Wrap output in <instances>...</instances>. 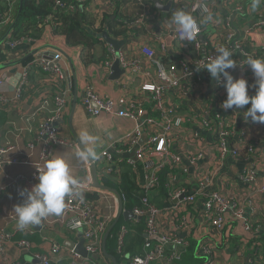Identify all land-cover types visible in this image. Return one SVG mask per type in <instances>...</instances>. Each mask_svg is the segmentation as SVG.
Here are the masks:
<instances>
[{
	"label": "crops",
	"instance_id": "1",
	"mask_svg": "<svg viewBox=\"0 0 264 264\" xmlns=\"http://www.w3.org/2000/svg\"><path fill=\"white\" fill-rule=\"evenodd\" d=\"M157 1L165 5L170 0ZM171 1L170 11L162 13L154 8L150 0H146L143 5H138L129 0H121L114 5L106 0H90L88 6H79L80 13L87 16L85 31L92 37L88 39L89 45L86 46H68L62 37L53 35L49 27H41L30 28L26 31L34 36V39L28 38L19 46L10 48L6 42L7 38H11L12 35L17 37L23 35V27L21 28L20 22L14 27L12 33L0 45V66L19 61L34 50L38 52L29 59L39 57L41 54L51 55V51H60L62 59L59 63L60 65L61 63L65 64V71L68 76L61 84L56 85L50 80L48 73L40 68H34L29 73L28 90L23 94L20 102L13 107V111L8 115L0 113V143H9L14 147L10 157L23 159L29 154L27 146L30 143L35 145L27 160L29 164L6 165L3 170H0V185L5 183L4 175L30 178L33 172L31 163L38 160L40 151L36 143L37 127L39 123L53 115V99L65 90H67L65 112L55 121L54 125L59 128L61 138L68 143V146L54 147L48 158L52 155L62 156L66 160L72 175L84 183L92 182V179L88 161H82L76 155L77 150L82 148L79 142L81 132L87 131L96 137L94 141L89 142V146L94 147L97 156L104 151L108 152L112 157L111 163L113 165L125 160H134L135 151L145 145L147 138L162 132L159 120L154 118L155 112L149 91L150 84L155 78L156 67L146 57V52L153 51L156 62L165 69L180 60L187 68L192 69L197 57L204 53L203 50H195L192 42H176L172 39L170 28L173 30L175 28L167 22L172 12L177 9L188 12L186 7L190 1ZM20 2L21 0H0V20L2 15L9 10L15 18ZM209 2L213 5L216 18L231 16L232 8H235L236 5L243 6L246 14L234 20L236 39L248 37L250 43L245 47H249L251 52L258 53L254 58L264 59V55H260L262 52L256 51L261 40L257 38L251 40L258 35L246 34L243 31L245 27L250 25V22L256 23L258 21L259 16L255 14L264 5V0H258V5L255 8L252 7L254 0H209ZM233 16L237 17L238 15ZM116 18H121L131 24L139 20L142 22L128 36L124 38L114 37L110 27L118 29L119 22L116 21ZM210 23L219 25L220 19H212ZM210 25L209 28H211ZM9 26L1 25L0 40L5 36ZM104 32L111 39L124 42L118 53L119 55L122 54L127 61L134 62V69H122L118 66L121 73L117 77H113L116 75L112 71L113 63L107 64L110 59V47L101 37ZM225 33L224 28L219 30L215 37L218 43L223 44ZM229 50L232 52L231 58L236 62V66L233 67V76L235 78L243 77L248 81L254 76L251 68L249 66L244 69L239 68L238 63L244 61V58L234 50ZM66 57L71 62L70 66ZM21 63L0 67V78L6 79L3 86L4 90H10L18 83L21 67L25 61ZM70 67H72V71ZM72 72H74V79ZM176 74L181 76L180 68ZM199 76V81L194 80L197 79L194 78L191 82L183 83L180 90L170 91L165 95L166 106L172 109L182 121V126L179 129H173V132L166 133L170 142V151L181 157L180 168H174L176 182L170 181L174 174L167 173L163 176L165 183L161 188L166 195H169L170 205L161 206L164 205L161 188L156 191L153 190L148 195L152 205L156 208L160 210L170 209L179 202L172 198L175 192L183 190L186 192V196L194 194L196 181L201 173L206 171L211 178L210 185L207 190L203 191V195L198 196L195 203L187 207L185 213L183 211L190 224L187 232L178 230L171 216L160 215L157 218L164 231L185 239L188 243L185 252L181 253L182 255L179 257L174 256L168 264H203L204 259L198 254V244L201 240H208L213 244V264H248L249 260H259L260 258L264 261V239L257 240L253 237L252 231L245 230L243 219H236L233 217V213L227 212L225 214V226L219 231L212 227L203 216V202L206 200V195L210 191H218L232 205L238 206L243 211L255 232L260 225L264 231V194L261 192V187L264 185V124L253 123L251 117L248 120L244 119L245 111L250 105L241 109H235V106L233 109H222L223 117L231 128L230 145L234 146L240 141L242 133H245L247 141L252 142L254 147L247 160L232 158L228 154L221 158L216 151L215 132L204 129L201 122L210 121L214 112L212 104L219 101L218 106H220L222 97L217 99L213 96L215 80L211 78L207 70ZM87 88H91L95 94L104 99L113 101L123 99L130 104L125 109L128 110L132 106L136 119L105 113L99 116L89 115L80 103V98ZM249 94L254 95V89L250 88ZM224 96L227 98L226 89H224ZM44 100H47V106L34 113ZM30 117H33L32 127L30 132H26L27 127L24 118ZM151 118L158 121L154 125L147 126L146 123ZM9 119L15 123L17 130L7 134L5 124ZM136 127L141 129V133L136 136L135 144L130 146L125 138L133 134ZM143 159L145 162H156L160 161L161 157L155 149H150L144 154ZM138 164L143 165L140 162ZM128 167L132 175L131 181L134 182L142 198L144 196L142 176H139L130 166ZM166 167L169 168L170 166L166 165ZM122 168L120 167V175L127 169V167ZM249 168L258 180L257 186H251L241 180L244 171L246 172ZM159 183L161 184V176H159ZM166 185L170 188H166L168 187ZM83 199L92 205L98 217H108L112 221L114 220L118 209L117 199L114 195L93 188L92 191L83 196ZM18 204V199L12 189L0 196V232L3 235L13 237L12 242L5 244V252L3 257H0V264H39L33 259L32 253L49 254L53 244L58 245L63 250L61 257L54 259L53 264H72L74 258L70 254L68 255V251L73 250L75 252L80 246L83 241L80 233L66 232L62 225L61 227L58 226L51 219H48L49 223L45 226L31 225L21 230L17 227L18 218L14 212V206ZM178 206L180 207V204ZM4 214L15 215V217L7 219L4 218ZM119 222L127 221L121 217ZM21 236L30 242L31 251L26 252L16 247V242L23 239ZM169 254L170 252L167 251L165 256ZM75 255L77 262L89 261L88 263L91 264H111L101 251L95 255L97 258L90 256L89 259H82L76 252ZM111 256L115 258L114 255ZM116 264H125V262L119 260L116 261ZM152 264L164 263L157 260Z\"/></svg>",
	"mask_w": 264,
	"mask_h": 264
},
{
	"label": "built area",
	"instance_id": "2",
	"mask_svg": "<svg viewBox=\"0 0 264 264\" xmlns=\"http://www.w3.org/2000/svg\"><path fill=\"white\" fill-rule=\"evenodd\" d=\"M72 2H77L80 6H88L90 4V0H70ZM110 4H115L121 0H106ZM138 5H143L146 3V0H129ZM190 3L186 7L188 13H190L198 22V26L200 27L199 36H202V41H198V37L192 44L195 47V50L200 51L203 50L204 53L201 56H198L195 60L192 69L187 68V66L180 60L176 64L171 65L168 69L163 68L159 65L155 60V54L153 51L149 50L146 53V57L150 60V62L156 67V74L154 81L150 84L149 91L151 94V101L153 110L156 115H158L159 124L162 127V132L157 133L153 136L147 138L145 145L135 151V159L134 160H125L126 165L130 166L135 172L136 165L140 162L143 164L144 172L142 175V190L144 192V196L141 198L139 207L131 208L132 214L143 220L145 223L144 237L145 241L143 243L142 254L136 255L129 259L126 257L125 264H152L153 262L160 260L164 264H168L171 259L175 256V251H168L165 246H172L175 248L176 246H182L185 249L188 246V243L185 239L180 237H176L170 232L164 231L159 219H157L160 215L162 216H171L174 220V225L177 226V229L183 232H187L189 230L190 224L187 216L184 214L186 209L191 204L195 203V200L198 196L203 195V191L207 190L211 178L209 173L206 171L199 175V178L196 181V188L194 189V194L184 195L183 190H179L175 192L172 196L175 201H179L180 207L178 204L176 206L171 207L170 209L160 210L152 205L148 195L155 190L157 185L159 184V172L166 167V165L172 168H180L181 157L172 153L169 149V139L166 137V133L173 132V129H179L182 126V121L172 109L168 108L165 104V95L170 91L180 90L183 83L191 82L192 79L200 80V76L206 70L203 68V65L208 62L211 58H215L218 53L216 52L217 48L225 47L227 49H232L235 52L239 53L244 58V61L238 63L239 68H246L245 60L248 56L255 57L257 56L256 52H248L245 50V46L250 43L248 37L237 38L236 39V30L234 20L238 17H242L246 14L242 5H236L235 8H232L231 16L227 17H219L216 18L215 10L213 5L210 4L209 0H189ZM54 9L59 8L67 11H74V6L66 5L60 0H52ZM207 6L209 12H204L202 9ZM185 9V7L183 6ZM211 15L213 20L220 19V24L217 23H205L204 17L207 15ZM233 15H238L234 17ZM258 17V21L253 23L249 28L244 31L246 34H257L258 37H254L251 40L259 39L261 42L257 45L256 51L262 52L260 55H264V5L261 9H259L256 14ZM240 19V18H239ZM14 20L13 15L10 13V10L7 13L2 15L0 20V27L7 26L12 23ZM50 17H46L43 20V24H51L49 23ZM116 23L118 24H127L128 26H132V28L139 27L141 24V20L137 22L127 23L121 18H116ZM209 24H211V28H209ZM221 28H224V38L223 44H220L216 40L217 33ZM171 37L176 42H183L178 32L175 29L171 32ZM9 38V37H8ZM6 40L10 48H15L26 41L24 38H19L17 40ZM236 39V40H235ZM184 42H188L185 40ZM233 42V43H232ZM232 43V46H231ZM110 47V46H109ZM255 49V48H254ZM110 51V59L107 61V64L110 65L114 62L115 58L119 62V67L122 69L133 68L134 62L127 61L122 54L115 57L114 51L109 48ZM41 54L39 57L29 59L24 63L21 67V74L18 80V83L11 88L10 90H4L3 86L6 82L4 77L0 78V110L5 112L6 115L13 111V107L20 102L23 94L27 92L29 87V73L32 72L34 68H40L44 72L49 74L50 80L53 83L61 84V82L65 79L67 72L61 69L59 65V61H61L62 56L58 51H51L50 59L43 58ZM22 64V63H21ZM180 68L181 76L179 77L176 72ZM199 68V70L197 69ZM134 69V68H133ZM226 72H229L233 75V68H226ZM221 80L224 81L223 75L221 74ZM255 77L253 76L248 80L249 84H253ZM193 81V80H192ZM224 86L223 83H217L215 81L214 84V92L213 96L217 99L222 97V100L215 101L213 103V117H211L210 121H202L201 126L206 130H213L216 135V151L219 156L223 158L227 154L232 158H238L247 160L248 157L253 152L254 144L250 141H247V136L245 133H242L240 141L237 142L234 146L230 145L231 140V128L226 122L225 118L222 114V103L226 100L224 96ZM67 90L60 93L59 96H55L53 99L54 109L53 115L47 117L41 123H39L36 131V143L40 148L38 153V160L34 163H31L33 166V172L29 179H25L22 176L9 177L4 175V185H0V196H2L9 189L14 190L15 196L18 199L19 204L23 202V198L19 195L20 190L24 188L30 189L33 185H35L38 181L36 176L38 175L36 168L43 166L44 162L51 155L54 147L57 146H68V143L61 138L60 130L58 127L54 125L55 121L59 119L65 112V104H66V95ZM80 103L84 110L92 116H99L100 114H108L114 115L117 117L136 119L135 113L133 112L132 106L127 110L126 107H129L130 104L125 102L123 99L113 101L109 99H104L98 96L91 90V88L85 89L84 93L80 98ZM47 106V100H44L42 104L34 111V113L43 109ZM32 118H24V122L26 124V132H30V128L32 127ZM154 118H151L147 121L146 125H154L156 121ZM5 132L11 133L16 131L15 123L10 119L6 121L5 124ZM141 133V129L136 127L133 134H130L125 138V140L130 144V146L135 144L136 136ZM34 144L30 143L27 148L29 154L27 157L20 158H12L10 157V153L13 152L14 147L9 143H0V170H3L6 165H17L24 164L26 165L30 154L34 150ZM155 149L158 155L161 157L160 161L156 162H145L143 157L144 154L147 153V150ZM125 151V150H124ZM97 168V174L100 173L102 176H107V174L115 175L119 174L120 163L112 164V157L108 152L104 151L102 154H99L98 158L92 160ZM90 168V166H88ZM138 173V172H137ZM99 177V175H98ZM243 183L250 184L251 186H257L258 180L254 173L249 168L244 171V174L241 178ZM171 182L176 181L175 174L170 178ZM86 187L83 190L82 196L88 194L92 191L91 182L85 183ZM261 192L264 194V185L261 187ZM181 196H184L183 199H179ZM66 207L63 209L60 215H50L45 218H42L39 226H45L49 223L48 219H51L52 222L58 224V226H63L66 232H79L80 237L84 241V249L88 256H95L101 251V241L102 235L106 231L107 227L111 224L110 218H102L98 217L95 213L92 205L86 203L84 199L79 197L69 196L65 198ZM203 216L204 219L217 230H222L225 226V214L227 212L233 213V217L236 219H243V228L248 231L253 232V237L257 240L264 239V231L262 230V226L255 229H252V225L250 220L244 216L243 211L235 205H232L221 193L218 191H210L206 195V200L203 202ZM184 211V213H183ZM183 213V214H182ZM4 218L12 219L15 215L4 214ZM132 221H139L133 219ZM78 222V226L76 225ZM127 235V229L125 226H121L119 229V233L117 235L116 241V253L121 256L123 253V248L125 246ZM158 237L163 244L158 242L154 243L151 240V237ZM11 236L3 235L0 232V257H3L5 252V244L7 242H12ZM16 247L26 252L31 251V244L25 239L18 240L16 242ZM213 244L208 240H201L198 244V254L204 259L203 264H213ZM170 252L168 256H165L166 252ZM63 250L56 245L53 244L51 246L49 254H39L37 252L32 253V257L39 264H53L54 259H58L61 257ZM74 258L72 260V264H91L88 263L89 257L86 259L88 262H77L75 261L76 255L73 250L68 251V255ZM2 262V261H1ZM248 264H264L262 258L259 260H249Z\"/></svg>",
	"mask_w": 264,
	"mask_h": 264
},
{
	"label": "clouds",
	"instance_id": "3",
	"mask_svg": "<svg viewBox=\"0 0 264 264\" xmlns=\"http://www.w3.org/2000/svg\"><path fill=\"white\" fill-rule=\"evenodd\" d=\"M258 0H254L253 8L257 7ZM209 12L207 6L202 9ZM209 14L204 17V22L212 21ZM175 28L182 41L193 42L197 39L200 32L197 20L188 12L175 10L172 12L167 22ZM216 52L218 55L211 58L203 65V68L210 73V76L217 83H223L226 89L227 98L223 101L221 107L225 110L241 109L250 105L245 111V120L251 117L253 123L264 124V59L248 56L245 64L248 65L255 77L254 83L243 78H235L226 68H233L236 62L231 58L232 52L219 47ZM199 70V68H197ZM221 74L224 81L221 80ZM254 89L255 94L250 95L249 90ZM259 113V114H258ZM96 137L83 131L79 135V142L82 146L77 150L76 155L82 161L95 160L98 158L94 147L89 146V142L94 141ZM38 175L37 183L30 189L20 190L19 195L23 198L21 204L14 206V212L17 216V227L21 230L41 223L42 218L50 215H60L66 207L65 198L69 196L83 199L82 193L85 189V183L74 177L69 169L66 160L59 155H52L43 166L36 168ZM78 226V222L76 225Z\"/></svg>",
	"mask_w": 264,
	"mask_h": 264
},
{
	"label": "trees",
	"instance_id": "4",
	"mask_svg": "<svg viewBox=\"0 0 264 264\" xmlns=\"http://www.w3.org/2000/svg\"><path fill=\"white\" fill-rule=\"evenodd\" d=\"M66 5L74 6V11H67L63 9L56 8L54 9V5L52 0H22L21 3V14L18 20V24L20 22L21 28L23 27V35L20 37L11 36V40H17L19 38H33L30 33L26 31L30 28H41V27H49L51 29V33L56 36H60L64 39L66 45L71 47H79V46H86L89 45V38L90 37L87 32L85 31L86 25V15L80 13L79 6L77 2H72L70 0H60ZM46 17H50L49 23L51 24H43V20ZM34 23V24H33ZM118 29H112L110 27L111 34L114 37H126L128 36L134 28L132 26H128L127 24H119ZM88 49V48H83ZM245 50L250 52L251 49L249 47H245ZM29 60V59H28ZM28 60H25L28 61ZM0 113L5 112L0 110ZM154 118H158V115H154ZM1 120V117H0ZM118 166L120 167H127L123 171V174H107V176H102V174L98 173L99 180L104 185L115 189L121 196L123 202V208L126 210H130L134 207H139L141 205V194L139 190L136 188L135 184L132 179V175L130 173V168L126 165L125 161H121ZM122 168V169H123ZM136 171L138 172L139 176L143 175L144 167L143 165L137 164ZM176 171L172 167H165L159 172V176H161V184L159 183L155 188V191L163 186L165 183L163 181V176L168 174H174ZM112 178V179H110ZM176 182V181H175ZM168 186V185H166ZM166 188H170L169 186ZM162 191V200L164 201V205L162 207H166L170 205L169 195L165 194V191ZM186 195V192H184ZM121 226H125L127 229L126 241L125 246L123 248V253L119 256L115 253L116 250V241L117 235L119 233V229ZM144 230H145V223L143 220L139 221H132L128 220L127 222H118V224L111 230L109 235L107 236L105 242V248L107 253L114 255L116 261L123 260L125 262V256L128 255L129 259L136 255L142 254L143 250V243L145 241L144 237ZM21 238H25L22 237ZM21 240V239H19ZM156 243L155 241H153ZM182 255V254H181Z\"/></svg>",
	"mask_w": 264,
	"mask_h": 264
},
{
	"label": "water",
	"instance_id": "5",
	"mask_svg": "<svg viewBox=\"0 0 264 264\" xmlns=\"http://www.w3.org/2000/svg\"><path fill=\"white\" fill-rule=\"evenodd\" d=\"M151 3L154 5V8L157 9L159 12H162V13H168L171 9V4H172V1H168L165 5H162L160 4L157 0H150ZM21 3H22V0L19 4V8H18V11H17V14L14 18V20L12 21V23L10 24L5 36L0 40V45H2L4 43V41L6 40L7 36H9V34L12 33L14 27H16V25L18 24V20L20 18V14H21ZM83 7V6H82ZM253 24V22H250V25L251 26ZM249 26L245 27L243 29V31H246ZM171 31H173V28H170ZM101 37L103 38V40L108 44V46H110L112 48V50L114 51L115 53V57L118 56V51L120 50L121 46L123 45L124 42H118L114 39H111L106 32H104ZM199 41L201 42L202 41V36H199ZM49 49H52V47H49ZM55 49V48H53ZM36 52H38L37 50H34L33 52H31L29 55L25 56L24 58H22L21 60L19 61H16L14 63H7V65H2L0 67H6V66H10V65H17L27 59H29V57L33 56L34 54H36ZM60 52V51H58ZM61 53V52H60ZM51 55H42V57L46 58V59H50ZM67 58V57H66ZM68 60V65L70 66L71 62L69 61V59L67 58ZM60 65V63H59ZM61 68L63 70H66V66L64 63H61ZM119 62L118 60L115 58L114 62H113V65H112V71H113V74H116L114 75L113 77H117L118 74L121 73V71H119ZM70 70L72 71V67H70ZM124 73V71H123ZM72 77L74 79V72H72ZM88 164L90 166V174H91V179H92V182H91V185L93 188L99 190V191H103V192H108V193H111L112 195L115 196V198L117 199V204H118V209H117V214L114 218V220L112 221V223L109 225V227L107 228L106 232L104 233L103 237H102V241H101V253L102 255L110 260L111 264H116V259L107 254V251H106V248H105V242H106V239H107V236L109 235V233L111 232V230L118 224L119 222V219L122 217L125 221H128V220H133V219H136V220H140V218H137L135 217L133 214H132V211L131 210H125L123 208V202H122V199H121V196L120 194L113 188H110L104 184H102L100 181H99V177H98V174H97V168L95 166V164L93 163L92 160H89L88 161ZM184 196H181L179 199H183ZM151 240L155 241V242H158L160 244H163V242L156 236L154 237H151L150 238ZM167 248L168 251H172L174 250L175 251V256L176 257H179L181 255V253H184L185 252V248L182 247V246H176L175 248H173L172 246H165ZM76 253L79 254V256L82 258V259H85V258H88V254L85 252V249H84V241H82V243H80V246L77 248V250H75ZM128 257V256H126ZM94 258H97L96 256H94Z\"/></svg>",
	"mask_w": 264,
	"mask_h": 264
},
{
	"label": "rangeland",
	"instance_id": "6",
	"mask_svg": "<svg viewBox=\"0 0 264 264\" xmlns=\"http://www.w3.org/2000/svg\"><path fill=\"white\" fill-rule=\"evenodd\" d=\"M3 130V132H4V129H2Z\"/></svg>",
	"mask_w": 264,
	"mask_h": 264
}]
</instances>
